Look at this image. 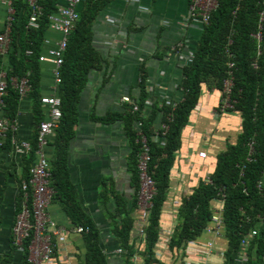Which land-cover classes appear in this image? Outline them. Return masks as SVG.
<instances>
[{
    "label": "trees",
    "instance_id": "obj_1",
    "mask_svg": "<svg viewBox=\"0 0 264 264\" xmlns=\"http://www.w3.org/2000/svg\"><path fill=\"white\" fill-rule=\"evenodd\" d=\"M114 1L85 0L79 9L80 18L70 36L61 68L62 82L58 88V97L62 102V119L48 144V147L55 150L53 158L48 160L56 199L63 204L75 228L88 230V233L82 234L87 247V264L109 263L102 249L100 231L77 201L69 169V147L76 134L82 96L93 72L103 69L102 56L94 46L93 27L99 16ZM63 4V0H44L41 3L43 16L40 19V29L33 30L28 28L31 11L28 0L14 2L16 13L10 50L7 56L0 55V72H5L9 81L31 73L32 91L27 97L32 103L36 133L31 141L32 152L26 157H20L23 168L21 184L30 179L31 169L37 161L39 129L47 120L42 104L43 63L40 62V57L46 53L49 17ZM259 33L262 34L261 42L255 38ZM230 42L232 44L229 46ZM228 51L233 54L231 61L235 64V87L230 95L233 108L227 110L225 115L238 114L242 120V132L236 144L227 146L225 151L217 155L216 169L210 177L212 185L203 182L193 194L184 199L180 210L181 223L171 237L169 246L173 252L179 253L191 242H197L214 216L212 202L219 199L223 202V239L226 242L221 264H236L242 241L252 231H256L257 235L248 247V264H264V185L262 190L258 189L259 183H264V0H219L218 9L212 13L209 24L203 26L197 39L193 63L182 70L183 77L177 85L181 98L175 102V110L161 102L153 104L151 111L147 112L148 75L143 66L140 70L141 95L134 103L128 104L125 114L96 118L102 124H114L118 121L124 123L132 149L130 163L137 195L140 155L136 130L138 123L142 124V131L151 148L150 175L155 181L157 194L149 214L145 239H140L135 233L137 195L130 210L119 199L115 212L110 215L112 233L115 243L123 251L124 264H137V257L142 259L139 264H160L156 255L160 242L159 226L170 190L172 169L181 148L183 131L205 91L219 92L222 99L224 84L229 78ZM4 100L6 108L3 116L10 122L17 120L22 101L19 92L12 86L9 87ZM134 106L139 108L138 112L133 111ZM171 114L173 121L165 136V144L161 145L155 139L157 133H161L156 122L161 115L162 124L167 123ZM251 142L255 143V154L249 162ZM3 150L14 152L10 138L0 152ZM109 200L107 195H102L105 205ZM21 207L20 186L17 214ZM1 220L0 216V223ZM137 242H141L144 249L138 248ZM29 243L23 247L25 264H28Z\"/></svg>",
    "mask_w": 264,
    "mask_h": 264
},
{
    "label": "crops",
    "instance_id": "obj_2",
    "mask_svg": "<svg viewBox=\"0 0 264 264\" xmlns=\"http://www.w3.org/2000/svg\"><path fill=\"white\" fill-rule=\"evenodd\" d=\"M10 2L0 0V33L9 16ZM189 14L190 0H115L93 27L94 46L102 56L103 69L93 72L82 96L76 134L69 147V169L77 201L100 231L102 249L109 264H124V256L117 254L120 248L115 243L110 215L115 212L119 199L130 210L137 192L130 163L132 149L124 123L102 124L96 118L125 114L129 103L123 99L127 97L134 103L141 95L140 70L143 66L148 75L147 104L150 103V106H147V112L155 103L180 100L181 92L177 90V85L183 77V69L175 51H179L180 44H185L187 54L194 52L203 30L200 22L189 24ZM61 38L60 34L50 30L45 41V54ZM41 73L42 97L58 96L54 65L43 63ZM21 100L17 137L20 141L31 143L36 133L34 111L28 97ZM220 102L221 93L205 91L183 131L159 226L160 242L156 254L160 255V264H180V255V260L197 264L195 253L210 240L206 235L198 240L201 247L198 244L187 245L179 253L173 252L165 241L180 226L184 199L214 173L217 155L225 151L228 144H236L242 132V120L238 114L217 113ZM44 109L47 113L48 109L45 106ZM156 124L157 128L162 124L161 115ZM216 132L218 137L212 142L215 143L208 146L210 136L213 138ZM203 152L207 154L206 159L199 157ZM46 154L48 159H52L54 148L47 147ZM21 161L22 158L13 152H0V264H25V255L17 251L13 243V226L23 176ZM102 195L110 198L108 204L103 203ZM48 213L62 227V233L55 240L52 260L46 264H87L84 237L76 232L77 227H74L56 196ZM134 239H137L136 236ZM137 247L144 249L141 242H137ZM225 247L224 239L217 241V249L223 251ZM136 259L137 264L142 260L140 257ZM210 262L221 264L222 260L213 258Z\"/></svg>",
    "mask_w": 264,
    "mask_h": 264
},
{
    "label": "built area",
    "instance_id": "obj_3",
    "mask_svg": "<svg viewBox=\"0 0 264 264\" xmlns=\"http://www.w3.org/2000/svg\"><path fill=\"white\" fill-rule=\"evenodd\" d=\"M19 0H11L9 5V16L7 18L3 33L0 34V55L7 56L11 45V34L14 23L15 8L14 2ZM85 0H65L64 5L60 6L58 11L49 17L50 30L58 33L62 36L55 47L50 49L47 54L40 57V62L51 63L54 65V77L56 85L62 82L61 68L64 64V54L68 48V43L72 31L80 18L79 7L82 6ZM44 0H28L30 6V18L28 28L33 30L40 29V19L43 16V7L41 3ZM219 0H190V14L189 24L191 22H200L202 26H207L210 22L212 13L218 9ZM261 28V27H260ZM259 42L262 41V34L259 33L255 37ZM232 44L230 42L229 46ZM179 51H175V56L178 62L184 68V66L190 65L194 61V52L186 53V45L180 44ZM229 59L228 63V75L229 78L225 81L223 89V97L217 113L219 115L225 114L227 110L233 108V104L230 95L234 89L233 70L235 64L231 61L233 54L227 52ZM256 67V65H255ZM31 73L23 78H12L8 80L5 72H0V149L5 146V143L11 140L13 147V154L17 157H26L32 152V145L30 142L20 141L17 137L18 120L10 122L6 119L2 112L5 109V97L7 96L9 87H13L20 94L21 99L26 98L32 91V85L30 82ZM124 102L131 104L129 98H124ZM42 104L47 110V120L43 122L39 129L38 136V149H37V161L31 169L30 179L23 181L21 184L22 193V207L21 211L16 216V221L13 226V241L19 251H23L25 243L29 244V264H46L50 262L55 254V240L62 233V227L54 222L48 213V208L52 204L55 198V191L52 188V174L50 163L47 158L46 148L49 144V139L54 135L55 131L59 128L62 111V102L58 96H50L42 98ZM166 104L175 110L176 103L166 101ZM150 106L149 104H146ZM134 112H138L139 108L134 106ZM173 121L171 114L167 123L160 125L161 133H157L155 139L161 145L165 144V136L167 135L170 127V123ZM137 130V144L140 146V155L138 159V172H139V191H138V215L135 233L144 240L146 237V229L149 221V214L153 208V200L157 194V188L155 181L150 175L151 164V148L149 141L142 131V124L138 123ZM11 133V137H10ZM250 155L248 161H252V157L255 154V143L249 144ZM201 159H206V153H200ZM209 175L205 179L206 185H212V180ZM264 183L260 182L258 189L262 190ZM214 216L205 230L204 234L210 237V240L202 245V250L195 253L194 257L197 259V264H211L210 260L213 258H224V250L217 249V241L224 238V229L222 222L223 215V202L216 199L212 202ZM76 232L82 235L84 232L88 233V230H84L79 227ZM203 234V235H204ZM257 235L256 231H252L241 244V252L237 258L236 264H248V247L250 241ZM170 244L171 237L165 239ZM197 242H191L188 245L198 244ZM200 244H198L199 246ZM201 247V245H200ZM118 255H122L123 251L119 249ZM160 257V255H158ZM180 264H190L186 259H182V255L179 257Z\"/></svg>",
    "mask_w": 264,
    "mask_h": 264
},
{
    "label": "rangeland",
    "instance_id": "obj_4",
    "mask_svg": "<svg viewBox=\"0 0 264 264\" xmlns=\"http://www.w3.org/2000/svg\"><path fill=\"white\" fill-rule=\"evenodd\" d=\"M218 137V133L216 132L214 135H213V138H212V136H210V138L211 139H209V141H211V143H209L208 144V146H212V144H214V143H212L213 142V140L215 139V138H217ZM228 146H229V144H228ZM203 148V147H202ZM227 148V147H226ZM205 152H206V148H205V150H204ZM202 237H206V235L204 234ZM202 237H201V239H202ZM219 260H221L220 258H218Z\"/></svg>",
    "mask_w": 264,
    "mask_h": 264
},
{
    "label": "clouds",
    "instance_id": "obj_5",
    "mask_svg": "<svg viewBox=\"0 0 264 264\" xmlns=\"http://www.w3.org/2000/svg\"><path fill=\"white\" fill-rule=\"evenodd\" d=\"M185 67H186V66H184V68H185ZM182 69H183V68H182ZM17 215H18V214H17ZM15 220H16V219H15ZM136 223H137V222H136ZM76 229H77V228H76ZM13 243H14V241H13ZM25 244H26V243H25ZM25 244H24V245H25ZM29 244H30V243H29ZM14 246H15V244H14ZM15 248H16L17 251H19V250L17 249L16 246H15ZM28 248H29V247H28ZM28 251H29V250H28ZM22 252H23V254H24V249H23ZM122 255H123V254H122ZM122 255H121V256H122ZM156 255H157V258L159 259V258H160V257L158 256L159 254H156ZM28 264H29V256H28Z\"/></svg>",
    "mask_w": 264,
    "mask_h": 264
}]
</instances>
